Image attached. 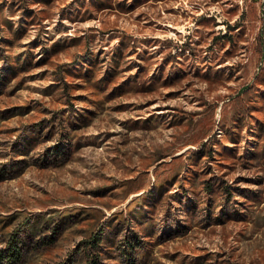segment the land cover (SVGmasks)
I'll use <instances>...</instances> for the list:
<instances>
[{"label":"rangeland","instance_id":"rangeland-1","mask_svg":"<svg viewBox=\"0 0 264 264\" xmlns=\"http://www.w3.org/2000/svg\"><path fill=\"white\" fill-rule=\"evenodd\" d=\"M13 247L8 264H264V0H0Z\"/></svg>","mask_w":264,"mask_h":264},{"label":"trees","instance_id":"trees-1","mask_svg":"<svg viewBox=\"0 0 264 264\" xmlns=\"http://www.w3.org/2000/svg\"><path fill=\"white\" fill-rule=\"evenodd\" d=\"M99 242H100L99 234L94 235L92 236L91 240L87 242L85 247L88 249H96L98 247ZM13 243L14 242H12V244ZM17 257L18 256L15 247L11 248V251L9 253L0 252V264H2V262H6L7 264L11 263L13 260L17 259ZM88 261L89 262L87 264H98L97 259L93 257L88 258Z\"/></svg>","mask_w":264,"mask_h":264}]
</instances>
